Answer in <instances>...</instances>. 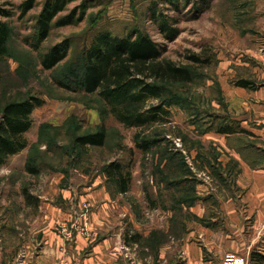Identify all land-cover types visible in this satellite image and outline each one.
Listing matches in <instances>:
<instances>
[{"label":"rangeland","instance_id":"rangeland-1","mask_svg":"<svg viewBox=\"0 0 264 264\" xmlns=\"http://www.w3.org/2000/svg\"><path fill=\"white\" fill-rule=\"evenodd\" d=\"M25 1L0 0L13 12L5 19L11 29L8 53L0 57V115L6 104L30 96L44 99L45 104L32 114L33 126L25 134L29 146L0 167V264H41L37 256L46 249L51 232L64 245L60 264H69L64 257L73 251L79 232L75 228L84 232L89 211L95 206L89 200L82 203L80 197L93 188L112 161H119L131 172L128 196L116 200L124 202L130 211L134 200L137 209L138 227L124 217L127 235L137 231L145 234L169 224L164 236L166 242H171L173 264H186L179 240L186 230L183 221L190 218L185 207L194 197V201L202 200L198 186L207 184L215 193L227 185L229 176H223L219 160L233 157L227 147L259 143L244 136L242 121L231 110L227 92L238 87L239 80L253 81L257 87L264 85V78L260 79L264 76V0H179V4L176 0H70L54 19L44 42L39 41L37 21L46 0H37L23 16L20 6ZM154 9L157 16L169 17L172 27L178 28L174 37L167 38L150 17ZM137 30L147 32L163 47L166 60L188 68L192 80L167 84L164 96L171 115L164 121L128 128L109 113L97 94L69 90L60 82L67 81L74 67L82 68L83 51L98 33L124 36ZM67 39L72 44L68 58L54 69L45 70L42 54ZM227 125L233 126L236 133L219 131ZM103 127L108 132L104 146L76 145L78 136ZM137 136L139 141L153 142L148 151L137 148ZM244 153L252 156L250 151ZM162 156L173 159L172 182L183 181L185 170L189 178V185L183 184L185 190H181L182 184L169 185L164 180ZM30 163L38 167L39 173L28 171ZM56 191L55 198L47 200L52 196L50 192ZM62 191L76 196L70 201ZM35 204L42 205V209L37 212ZM51 207L65 213L76 210L74 217L82 219V224L60 220L54 212L53 228H43L53 219ZM159 235L163 234L157 232L155 237L162 241ZM125 239L130 253L147 255L143 247L135 248L131 238ZM196 239L201 240L197 234ZM229 256L245 259L231 254L225 261ZM130 257L126 256L128 263L137 264ZM249 264H264V255L255 253Z\"/></svg>","mask_w":264,"mask_h":264},{"label":"crops","instance_id":"crops-1","mask_svg":"<svg viewBox=\"0 0 264 264\" xmlns=\"http://www.w3.org/2000/svg\"><path fill=\"white\" fill-rule=\"evenodd\" d=\"M263 78L264 76L260 79ZM227 93L231 110L242 121L244 136L259 143L252 142L243 148L227 147L226 150L232 151L233 157L219 159L223 165V176H229L225 183L227 185L221 192L216 191L217 193H211L212 190L205 183L198 186L197 191L202 195V200L199 198L188 206L189 209L185 207L190 218L183 221L186 230L179 240L182 242L181 252L185 254L186 264H224L226 255L231 254L245 258L249 264L253 253L264 255V85L253 89L234 86ZM244 151H250L252 156L248 157ZM166 165L167 160L164 159L163 167L166 168ZM102 175L94 181L93 188L85 193L86 197H80L82 203L89 200L95 206L89 211L84 232L75 228L79 232L76 234L72 255L70 253L64 257L66 262L131 264L126 258L129 254L130 258H135L137 264H173L171 242H166L164 236L169 224L166 228L154 227L155 229L152 228L153 230L145 234L137 231L133 235H127L129 232H126L124 217L138 227L134 200L130 203L132 211L121 200L116 201L120 196H128L129 192H120L106 173ZM187 179L188 175L184 174L182 180ZM50 193L52 196L47 200H53L58 192ZM61 193L70 201L76 196L73 192ZM224 193L226 195H221ZM38 198L42 197L38 195ZM26 203L29 204L27 200ZM34 207L37 212L42 209V205L37 207L35 204ZM51 210L53 219L46 225L43 224V228L49 231L56 220L54 212L62 218L60 220L82 224V219L74 217V209V212L69 210L66 213L59 209ZM147 215L149 218V213ZM157 232L163 234L159 235L163 237L162 241H157ZM196 234L201 242L196 239ZM125 238H131L135 248L140 250L143 247V250H147V255L130 253V244ZM49 241L46 249H42L37 256V262L60 264L61 255H64L61 252L62 247L64 248L62 239L51 232Z\"/></svg>","mask_w":264,"mask_h":264},{"label":"trees","instance_id":"trees-1","mask_svg":"<svg viewBox=\"0 0 264 264\" xmlns=\"http://www.w3.org/2000/svg\"><path fill=\"white\" fill-rule=\"evenodd\" d=\"M37 0H27L21 6V14L25 16L35 6ZM179 0H176L177 3ZM70 0H46L44 8L38 18L39 41L44 42L53 28L54 19L62 13ZM150 17L159 23L161 31L167 38L174 37L178 28L172 27V20L166 16H157V9L150 12ZM13 16L12 10L0 4V57L8 53V43L11 36L6 18ZM64 23V22H60ZM72 44L64 40L41 56V64L45 70H51L66 60L70 54ZM82 68L74 67L67 74L66 82L60 85L69 90H80L89 94H97L105 103L109 113L121 124L128 128L144 127L151 123L164 121L171 115L169 104L165 98L167 84L190 82L191 71L181 65L164 58V49L147 32L137 30L124 36L113 35L105 31L98 33L83 51ZM194 62H201L198 57L190 58ZM2 75L0 74V86ZM238 86L256 88L257 84L250 80H239ZM45 100L30 96L20 101H13L2 108L0 115V167L5 165L10 156L25 150L29 143L25 134L33 126L32 114L43 106ZM221 133H236L233 126L227 125L219 129ZM108 132L101 130L81 135L76 138V145L81 148L89 146H104ZM153 142L139 141L136 146L148 151ZM167 160L166 168L162 171L164 180L169 185H189V179L171 181V163L173 159L162 156ZM181 165V162H180ZM28 171L39 173L37 166L29 165ZM104 172L117 185L120 192L130 189L131 172L126 171L122 163L112 161L104 167ZM185 172V170H184ZM183 172V175H184ZM179 176L182 178L181 173ZM186 187L181 185V190ZM31 196H27L30 200ZM187 200L189 197H186ZM192 198V197H191ZM195 200V197H194ZM189 204H194L195 201ZM185 203L186 200H183ZM188 204V205H189ZM255 253H253V257Z\"/></svg>","mask_w":264,"mask_h":264},{"label":"built area","instance_id":"built-area-1","mask_svg":"<svg viewBox=\"0 0 264 264\" xmlns=\"http://www.w3.org/2000/svg\"><path fill=\"white\" fill-rule=\"evenodd\" d=\"M224 264H245V262L243 259H239L234 256H229Z\"/></svg>","mask_w":264,"mask_h":264}]
</instances>
